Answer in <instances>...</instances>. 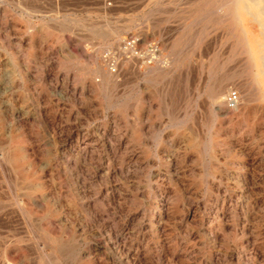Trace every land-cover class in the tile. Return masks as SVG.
I'll return each instance as SVG.
<instances>
[{
  "label": "rangeland",
  "instance_id": "1",
  "mask_svg": "<svg viewBox=\"0 0 264 264\" xmlns=\"http://www.w3.org/2000/svg\"><path fill=\"white\" fill-rule=\"evenodd\" d=\"M233 4L0 0V264H264V26Z\"/></svg>",
  "mask_w": 264,
  "mask_h": 264
},
{
  "label": "bare ground",
  "instance_id": "2",
  "mask_svg": "<svg viewBox=\"0 0 264 264\" xmlns=\"http://www.w3.org/2000/svg\"><path fill=\"white\" fill-rule=\"evenodd\" d=\"M233 1L235 4L234 7H236L235 11H237V15H239L240 19H243V13L251 14V16L253 15L257 19L259 18V20H261V23H263V26H264V0H233ZM242 35H244V34H242ZM261 41H262V39H261ZM258 44H260V45H258L256 47V51L255 50H253V51L259 53V50L257 48H261L262 46H264V43L261 44L259 42ZM249 46H251V45H249ZM260 53H261V51H260ZM251 59H253V58H251ZM258 59L260 60V63H261L260 66L258 65V62H257ZM253 64H255V66L258 68L260 74H264V53L258 55L255 58V62H253ZM222 104H224V101L221 102V106H222Z\"/></svg>",
  "mask_w": 264,
  "mask_h": 264
},
{
  "label": "built area",
  "instance_id": "3",
  "mask_svg": "<svg viewBox=\"0 0 264 264\" xmlns=\"http://www.w3.org/2000/svg\"><path fill=\"white\" fill-rule=\"evenodd\" d=\"M224 102L228 108L236 107L239 102V93L235 90L228 92L224 99Z\"/></svg>",
  "mask_w": 264,
  "mask_h": 264
}]
</instances>
